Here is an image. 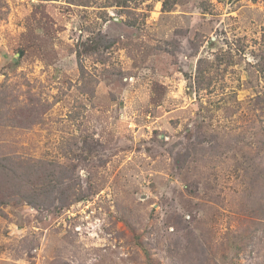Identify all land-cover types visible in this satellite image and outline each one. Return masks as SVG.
I'll return each mask as SVG.
<instances>
[{"label":"rangeland","instance_id":"obj_1","mask_svg":"<svg viewBox=\"0 0 264 264\" xmlns=\"http://www.w3.org/2000/svg\"><path fill=\"white\" fill-rule=\"evenodd\" d=\"M80 1L0 0V264H264V0Z\"/></svg>","mask_w":264,"mask_h":264},{"label":"trees","instance_id":"obj_2","mask_svg":"<svg viewBox=\"0 0 264 264\" xmlns=\"http://www.w3.org/2000/svg\"><path fill=\"white\" fill-rule=\"evenodd\" d=\"M130 0H113L112 2L118 6H128ZM84 2V1H80ZM112 5V4H111ZM205 70L200 67L198 63L195 79L194 88L197 91L206 89L211 83V77L209 75H202ZM21 126V124H19ZM34 170V176L32 177L31 170ZM46 178L43 184L47 182V171L46 167L42 165H29L28 163H21L15 157L9 154L0 155V206L6 203L13 197H24L26 199H33L25 192L21 190H33L34 184L42 180L43 176ZM34 181V183H33ZM38 193V192H37ZM34 195V193H33Z\"/></svg>","mask_w":264,"mask_h":264}]
</instances>
